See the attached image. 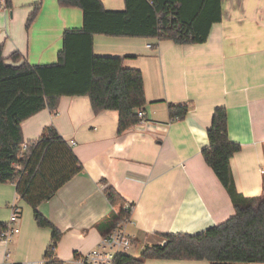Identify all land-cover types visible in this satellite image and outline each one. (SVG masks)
I'll return each mask as SVG.
<instances>
[{"label": "crops", "instance_id": "crops-1", "mask_svg": "<svg viewBox=\"0 0 264 264\" xmlns=\"http://www.w3.org/2000/svg\"><path fill=\"white\" fill-rule=\"evenodd\" d=\"M106 11H123L125 0H100ZM40 9L26 26L36 4ZM221 22L203 44L176 45L152 38L93 36L96 57L123 59L141 72L147 123L118 135V113H93L86 96L62 97L56 111L43 110L21 124L25 143L52 127L67 143L82 170L37 210L61 236L55 257L69 260L94 249L102 236L96 225L113 208L112 188L132 205L128 233L133 247L162 245L164 235L197 234L235 213L212 170L205 164L207 130L216 108L227 113V136L240 150L230 160L235 187L244 197H259L264 179V0H222ZM83 26L82 11L58 0H7L0 11V45L7 64L18 53L32 66L55 64L66 31ZM168 104L188 105L183 120L170 121ZM74 143V144H73ZM15 185L0 184V222L10 205L21 211L20 232L4 247L0 264L41 263L51 229L40 228ZM142 264H209L206 261L147 260Z\"/></svg>", "mask_w": 264, "mask_h": 264}, {"label": "trees", "instance_id": "trees-1", "mask_svg": "<svg viewBox=\"0 0 264 264\" xmlns=\"http://www.w3.org/2000/svg\"><path fill=\"white\" fill-rule=\"evenodd\" d=\"M222 0H125L123 11H106L100 0H58L60 7L82 11L83 26L66 31L57 62L32 66L18 53L7 64L0 45V184L15 185L18 198L31 207L40 228L51 229L50 244L42 264H62L55 257L60 232L37 210L77 173L82 166L67 143L52 128L25 143L21 124L43 110H57L62 97L86 96L93 113L116 111L117 134L139 122L136 110L144 108V79L140 71L123 67V59L96 57L93 36L152 38L176 45L203 44L213 24L221 22ZM36 4L26 26L36 18ZM188 105L168 104L170 121L183 120ZM208 145L202 150L205 164L227 193L234 215L203 232L166 234L162 245L145 246L138 257H116V264H142L147 260L206 261L209 264H264V179L259 197L238 193L230 160L240 145L229 141L227 113L216 108L207 130ZM113 211L96 225L102 236L124 217L125 201L106 190ZM132 207V205H131ZM6 224L0 222V233Z\"/></svg>", "mask_w": 264, "mask_h": 264}, {"label": "built area", "instance_id": "built-area-1", "mask_svg": "<svg viewBox=\"0 0 264 264\" xmlns=\"http://www.w3.org/2000/svg\"><path fill=\"white\" fill-rule=\"evenodd\" d=\"M6 8L7 0H0V11H5ZM136 113L139 118V122L136 125L144 127L147 120L143 108L136 110ZM122 209L127 215L122 217L120 222L108 233L100 237L94 249L84 254H75L69 260L62 262V264H116V257L125 254L134 244L131 235L128 233V227L134 224L130 216L132 212L131 204L126 202ZM20 215L19 206L16 203H12L10 205L9 221L6 224V228L0 233V244L4 247L20 232L18 227ZM5 252L4 262L1 264H9L7 263V258L10 251L6 250Z\"/></svg>", "mask_w": 264, "mask_h": 264}, {"label": "rangeland", "instance_id": "rangeland-1", "mask_svg": "<svg viewBox=\"0 0 264 264\" xmlns=\"http://www.w3.org/2000/svg\"><path fill=\"white\" fill-rule=\"evenodd\" d=\"M139 252V249H135V248H130L128 249L125 254L126 255H129V256H134V255H137Z\"/></svg>", "mask_w": 264, "mask_h": 264}]
</instances>
